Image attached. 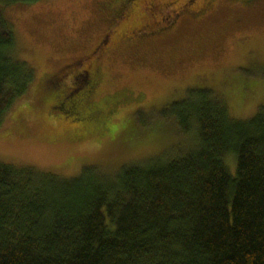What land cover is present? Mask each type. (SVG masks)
I'll use <instances>...</instances> for the list:
<instances>
[{"label": "rangeland", "instance_id": "obj_1", "mask_svg": "<svg viewBox=\"0 0 264 264\" xmlns=\"http://www.w3.org/2000/svg\"><path fill=\"white\" fill-rule=\"evenodd\" d=\"M2 12L34 79L0 127V164L113 179L198 148L172 115L188 96L211 93L239 123L264 111V0H40ZM85 71L71 112L65 85Z\"/></svg>", "mask_w": 264, "mask_h": 264}, {"label": "trees", "instance_id": "obj_2", "mask_svg": "<svg viewBox=\"0 0 264 264\" xmlns=\"http://www.w3.org/2000/svg\"><path fill=\"white\" fill-rule=\"evenodd\" d=\"M36 1L0 0V127L34 79L2 9ZM80 82L60 104L71 112ZM172 115L198 148L113 179L0 164V264H264V111L235 122L206 92Z\"/></svg>", "mask_w": 264, "mask_h": 264}, {"label": "flooded vegetation", "instance_id": "obj_3", "mask_svg": "<svg viewBox=\"0 0 264 264\" xmlns=\"http://www.w3.org/2000/svg\"><path fill=\"white\" fill-rule=\"evenodd\" d=\"M104 39L105 38H103V40H101V42L99 43V46L100 45H102L103 44V42H104ZM101 48V47H100ZM97 50H98V48H97ZM93 52L95 53V50H93ZM75 62H80V60L78 61H75ZM92 62V61H91ZM85 73V75H83V74H78L77 76H74V77H71V79H70V83L71 84H66L65 85V87H66V89L64 90V93L66 92V94L68 95L69 93H71L72 91H75L76 90V87L78 86L79 87V85H81V83H80V80H84V81H86V79H88L89 81H90V73L89 72H87V71H85L84 72ZM71 86H74V88L72 89L71 88ZM64 87V88H65ZM68 91V92H67ZM63 93V94H64ZM65 95V94H64ZM66 96V95H65Z\"/></svg>", "mask_w": 264, "mask_h": 264}]
</instances>
